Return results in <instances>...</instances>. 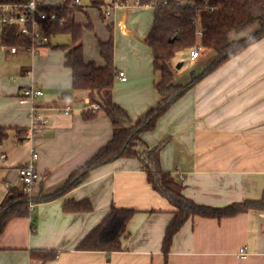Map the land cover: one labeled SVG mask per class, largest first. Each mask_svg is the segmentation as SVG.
I'll return each mask as SVG.
<instances>
[{"label":"crops","instance_id":"crops-1","mask_svg":"<svg viewBox=\"0 0 264 264\" xmlns=\"http://www.w3.org/2000/svg\"><path fill=\"white\" fill-rule=\"evenodd\" d=\"M63 1L45 0V4ZM80 4L86 7L74 14V21L92 26L82 32L85 61L103 65L98 44L109 39L112 25L113 64L126 76L121 81L116 75L112 101L134 122L142 120L161 101L154 89L147 44L153 8L116 7L102 19L96 8H87V0ZM71 40L69 34H53L35 55L0 47L15 70L11 80L0 77V127L7 133L0 145V155L5 156L0 160V202L8 192L5 182L21 187L16 170L28 160L31 149L38 154L40 176L32 198H42L60 190L71 173L111 138L107 116L98 110L84 119L89 100L84 92L71 90V71L64 65ZM262 48L264 39L201 79L158 119L154 130L142 135L150 146L167 141L160 167L197 204L222 207L264 198V50L256 51ZM201 65L206 67L207 62ZM30 86L41 89L42 96L20 105L17 96ZM65 107L70 108L67 114ZM32 111L46 124L28 138L18 129L28 132ZM69 199H87L92 210L64 212L62 205ZM33 204L27 218L11 220L0 234V264H164L161 243L173 208L151 189L136 159L112 160L92 169L63 195ZM111 207L137 211L127 224L121 250L110 254L76 250ZM37 250L57 255L43 263L30 255ZM166 264H264V211L249 210L220 220L190 217L174 235Z\"/></svg>","mask_w":264,"mask_h":264},{"label":"trees","instance_id":"trees-1","mask_svg":"<svg viewBox=\"0 0 264 264\" xmlns=\"http://www.w3.org/2000/svg\"><path fill=\"white\" fill-rule=\"evenodd\" d=\"M29 0H0V6L22 7ZM165 2V3H163ZM104 0H87V7L96 8L102 19L107 16L103 9ZM141 6L153 8V21L148 35L147 44L152 52V66L155 72L154 89L161 101L146 116L134 122L129 114L112 101V90L117 75L113 64L112 25H108L110 33L106 42H99V52L103 65L87 62L82 52V32L91 29L90 24L82 25L74 21L76 12H84L83 4L76 5L71 0H64L58 5H44L41 11L54 14L56 19H66V24L59 26L55 22H42L46 36L53 34H69L72 47L65 54L64 65L72 75L71 90L86 94L89 104H96L109 119L111 138L82 167L72 172L64 186L42 198H32V202L50 201L63 195L80 184L94 168L100 167L118 158L136 159L146 175L151 189L167 200L173 208L161 243L164 264L167 262L172 239L183 224L194 216L211 219L233 217L249 210L264 211V198L246 199L233 202L222 207H213L195 203L182 193L183 186L169 172L160 167V153L167 144L162 141L150 146L142 135L151 132L156 122L178 99L201 79L214 72L220 66L244 51L248 46L264 39V0H140ZM257 23L258 30L239 40H229L231 33L240 34L250 25ZM0 47L27 50L30 47L28 37L21 35L17 26L2 25ZM201 37H197V33ZM196 45L201 49L213 51L216 58L198 76L185 85L174 83V75L169 62L178 51H191ZM66 50L67 47H58ZM95 112L91 109L83 113L84 119H91ZM20 134L27 131L18 129ZM7 138L6 129L0 127V145ZM28 196L21 187L9 189L0 202V234L8 223L16 218H27ZM64 212L80 213L92 210L87 199L64 201ZM153 212V211H150ZM137 213L134 209L111 207L102 220L77 244L79 251L113 253L121 250V239L127 235V224ZM34 223L32 221V227ZM33 259L43 263L53 260L57 252L37 250L31 252Z\"/></svg>","mask_w":264,"mask_h":264},{"label":"built area","instance_id":"built-area-1","mask_svg":"<svg viewBox=\"0 0 264 264\" xmlns=\"http://www.w3.org/2000/svg\"><path fill=\"white\" fill-rule=\"evenodd\" d=\"M76 5L80 4L81 0H71ZM165 3V2H163ZM45 0H29L27 4L22 7L16 5L0 6V26L2 25H13L18 27V31L21 35L28 37L30 40V47L27 49L32 55H35L38 49L45 47L50 42V37L46 36L43 30L42 22H55L59 26L66 24V19L63 17L59 20L56 19L54 14H47L40 10L44 7ZM124 6H134L142 7L140 5V0H104L103 9L106 16L110 14V11L116 7ZM151 7V6H150ZM197 37H201V33H197ZM17 48H10L11 52H15ZM201 50L200 45H196L189 53L190 60H195L199 57V51ZM117 77L121 81H126V76L123 72H118ZM42 91L36 87H25L21 90L20 94L17 96L20 105L31 104L35 98L41 97ZM90 109L95 112L99 110L96 104L90 105ZM64 113H69L70 108L65 107L63 109ZM46 124L45 119H41L39 115H35L34 111L31 114V126L28 129L26 137L31 138L36 133L42 130ZM4 155H0V160L4 159ZM38 159V154L35 150L31 149L28 160L17 168L18 181L21 185V189L28 196V211L32 212L34 204L32 202V192L36 187L40 176L37 171L36 162ZM7 191L14 186L10 185L8 182L4 183ZM243 254V250L239 251Z\"/></svg>","mask_w":264,"mask_h":264},{"label":"rangeland","instance_id":"rangeland-1","mask_svg":"<svg viewBox=\"0 0 264 264\" xmlns=\"http://www.w3.org/2000/svg\"><path fill=\"white\" fill-rule=\"evenodd\" d=\"M57 1H61V0H57ZM94 10H95V14L97 15L96 9H94ZM92 13H94V12H91V15H92ZM81 15L84 16L83 14H81ZM92 20H93V22H94V20L96 22V16L92 17ZM257 30H258V25H257V23H254V24L250 25L244 32H242L240 34L231 33L229 35V40H239V39L245 38L249 34H253ZM89 39L90 38H87L86 42H88ZM262 50H264V48L256 50L257 54H259ZM189 53H190L189 50L178 51L174 54L173 59L170 60V62H169L170 68H171L173 75H174V83L177 85L183 86V85L187 84L186 82L190 81L193 76H198L199 74H201L203 72L204 68H207V65H210L211 62H213L214 59L216 58V54L213 51H206L204 49H201L199 51V57L196 60L191 61ZM8 57L9 56H6L5 53L3 52V50H0V77H6L7 79L11 80V76H13L15 74V70H14L12 64H10V65L7 64L6 59ZM203 62H207V65L204 68L201 65ZM178 65H180L179 68H177ZM253 72L256 73L255 70ZM257 74H258V72H257ZM175 76L178 78V80ZM7 253H9V252H7Z\"/></svg>","mask_w":264,"mask_h":264},{"label":"water","instance_id":"water-1","mask_svg":"<svg viewBox=\"0 0 264 264\" xmlns=\"http://www.w3.org/2000/svg\"><path fill=\"white\" fill-rule=\"evenodd\" d=\"M179 67H180V65L177 66V68H179Z\"/></svg>","mask_w":264,"mask_h":264}]
</instances>
